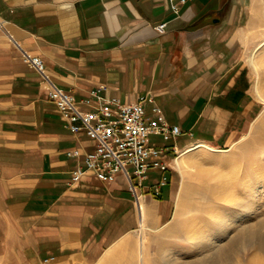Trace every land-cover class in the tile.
<instances>
[{"label":"crops","instance_id":"1","mask_svg":"<svg viewBox=\"0 0 264 264\" xmlns=\"http://www.w3.org/2000/svg\"><path fill=\"white\" fill-rule=\"evenodd\" d=\"M169 4L0 0V264L102 261L136 224L141 232L146 228L151 210L157 222L165 215L174 167L184 173L182 161L195 163L194 149L215 151L208 144L229 134L232 118L247 113L249 103L254 106L240 64L244 2L190 0L178 16ZM164 22L158 33L155 26ZM22 52L38 56L50 79L82 111L93 110L81 101L101 85V94L121 103L151 96L162 117L182 134L166 142L150 136V142L174 145L178 157L169 154L170 167L148 169L141 183L122 174L100 181L87 172L72 184L73 170L84 167L95 140L65 126ZM143 108L146 119L157 118L151 102ZM178 137L192 139L177 146ZM73 150L78 156L67 155ZM162 176L165 183L155 193L151 187ZM141 240L140 235L138 264L146 255L147 241L141 247Z\"/></svg>","mask_w":264,"mask_h":264},{"label":"rangeland","instance_id":"2","mask_svg":"<svg viewBox=\"0 0 264 264\" xmlns=\"http://www.w3.org/2000/svg\"><path fill=\"white\" fill-rule=\"evenodd\" d=\"M242 1L240 64L254 106L249 103L247 113L232 118L231 141L225 134L208 144L215 151L190 152L194 172L174 167L165 215L157 222L152 208L147 216L144 264H264V0ZM253 51L259 57L257 68L248 59ZM257 83L262 99L255 92ZM189 139L178 137L176 144ZM175 203L180 204L178 216ZM133 218L136 224L135 213ZM135 226L96 264H138L141 230Z\"/></svg>","mask_w":264,"mask_h":264},{"label":"built area","instance_id":"3","mask_svg":"<svg viewBox=\"0 0 264 264\" xmlns=\"http://www.w3.org/2000/svg\"><path fill=\"white\" fill-rule=\"evenodd\" d=\"M171 11L178 16L181 6L190 0H169ZM166 23L155 26L158 33L164 31ZM0 31L4 32L0 21ZM23 59L34 69L45 85L47 96L58 108L60 118L71 132L83 130L95 140L94 150L84 155V167H77L72 172V184L80 181L87 172H91L98 180L112 182L117 174H122L130 181L132 176L141 183L147 176L148 169L164 172L170 167L168 155L173 160L178 157V150L174 145L157 146L150 142V136H158L164 142L182 134L176 125L168 123L161 115L160 108L153 102L151 96L139 95L128 103H121L116 98L101 94L104 86H98L88 92V97L81 102L92 106L91 111H82L74 104L72 96L62 92L45 72L41 59L22 52ZM152 103V111L157 114L156 119L144 117L143 103ZM69 156H78V150L67 152ZM127 166L131 167V172ZM162 176L151 187L158 193L159 187L165 183ZM140 196H134V205L138 212ZM53 258L43 260L42 264H49Z\"/></svg>","mask_w":264,"mask_h":264},{"label":"bare ground","instance_id":"4","mask_svg":"<svg viewBox=\"0 0 264 264\" xmlns=\"http://www.w3.org/2000/svg\"><path fill=\"white\" fill-rule=\"evenodd\" d=\"M259 47V46H258ZM248 59H249V63L254 67V68H257L256 67V65H257V62L259 61V57H256V55H255V52L253 51V52H251L250 53V55H249V57H248ZM258 76V75H257ZM257 81V80H256ZM261 89V88H260ZM255 92L257 93V95L260 97V99H262V97H261V95L259 94V92L260 91H258V83L256 84V86H255ZM261 93V92H260ZM200 146V145H199ZM212 148V147H211ZM207 149V148H206ZM183 162V164H184V166H185V168H187L190 172L192 171V172H194L195 171V168H196V165L194 164V163H192V164H190V165H188V164H186L185 163V161L183 160L182 161ZM181 172V171H180ZM191 172V173H192ZM181 192V191H180ZM180 205V204H179ZM178 205V210H177V212H176V216H178V215H180L179 213H178V211H179V206ZM251 205V204H250ZM246 210H248V209H246ZM239 216V215H238ZM235 223V222H234ZM224 224V223H223ZM141 236H142V240H141V247H143L144 246V244H145V241H146V235L144 234V230L141 232ZM263 246V245H262ZM141 254V253H140ZM219 254V253H218ZM217 255V254H216ZM141 256V255H140ZM140 264V263H139Z\"/></svg>","mask_w":264,"mask_h":264}]
</instances>
